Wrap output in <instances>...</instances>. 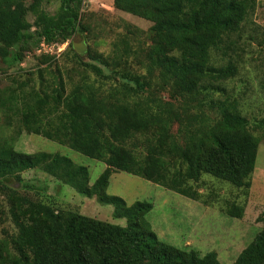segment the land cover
Listing matches in <instances>:
<instances>
[{
	"label": "trees",
	"instance_id": "obj_1",
	"mask_svg": "<svg viewBox=\"0 0 264 264\" xmlns=\"http://www.w3.org/2000/svg\"><path fill=\"white\" fill-rule=\"evenodd\" d=\"M44 1L49 0H0V70L21 64L42 44L69 41L73 57H83L75 52L73 38L82 30L85 0H61L55 14L42 8ZM114 6L153 23L145 58L150 73L159 71L170 99L154 98L151 82L129 69L122 76L116 68L114 75H105L99 63L111 66V61L90 51L96 64L76 60L92 67L100 77L95 82L86 79L69 87L50 53L39 58L53 63L36 71L39 85L13 77L12 85L0 91L5 120L0 124V194L8 199L17 230L0 237V264H224L216 252L200 255L161 240L147 219L151 203L128 206L107 189L112 174L123 171L194 200L201 197L204 175L249 192L264 119L251 126L239 99L223 86L237 76L238 65H215L211 54L241 30L257 0H114ZM101 78L118 83L106 88ZM177 123V133L172 132ZM23 131L103 161L107 168L91 184L89 168L66 155L17 149ZM33 169L112 204L114 216L127 224L61 209L50 197H39L47 186L23 177ZM244 212V204L234 203L226 214L242 218ZM259 220L264 223V211ZM233 264H264V225Z\"/></svg>",
	"mask_w": 264,
	"mask_h": 264
},
{
	"label": "rangeland",
	"instance_id": "obj_2",
	"mask_svg": "<svg viewBox=\"0 0 264 264\" xmlns=\"http://www.w3.org/2000/svg\"><path fill=\"white\" fill-rule=\"evenodd\" d=\"M31 2L32 0H27L28 4ZM60 5L61 0H49L44 1L42 8L50 14H55ZM81 14L82 30L74 36L73 43L79 44L84 39L87 51L80 54L75 50L80 56L83 55L76 59H82V62L87 64H96L97 61L90 59L88 52L101 53L103 58H107L112 64L106 66L99 63L105 75H114L111 71L116 68V74L122 76L125 69H129L135 74L145 76L146 81L151 82L148 91L154 98L170 99L168 86H164L159 71L150 73L148 60L145 58L144 52L149 47L150 29L153 25L151 21L116 9L114 0H85ZM28 18L34 21L35 16L30 13ZM69 43L44 44L35 53H29L21 64L0 70V91L12 85L13 77L32 78L33 85H39V74L36 71L53 64L42 63L39 59L47 53L55 55V62L62 67L69 87L81 80L89 79L95 82L100 79L92 67L77 63L68 48ZM211 61L218 66L230 61L238 65L237 76L225 81L223 86L229 94L239 99L243 113L248 116L251 126L254 127L264 119V0H257L255 12L243 23L239 32L228 37L221 49L212 50ZM44 73L48 77L49 73ZM101 79L106 88L118 83L117 80L112 83L110 79ZM143 97H147L146 93ZM177 105L179 110H184L180 108L185 106L181 101H178ZM4 121L0 112V124ZM178 127L179 124H175L172 132L177 133ZM6 133L12 134L13 130L9 129ZM258 134H261L262 140L256 169L252 175V186L248 193L229 182L204 175L198 185L201 197L194 200L123 171H115L112 174L107 193L122 197L128 206L136 201L151 203L153 208L147 219L161 240L179 248L193 249L200 255L216 252L222 263L233 264L264 225L263 221L259 220L264 211V133L259 131ZM15 144L17 149L28 153L59 152L70 157L76 163L89 168L91 184L107 168L103 161L92 159L66 145L41 135L28 134L26 131L22 132ZM23 177L25 180L47 186L46 193L39 197H50L58 208H74L104 221L127 224L125 218L114 216L112 204L101 203L96 197H87L41 169L26 171ZM234 203L245 205L242 218L226 214L227 209ZM16 230L8 199L0 194V237H5L6 232L13 234Z\"/></svg>",
	"mask_w": 264,
	"mask_h": 264
},
{
	"label": "water",
	"instance_id": "obj_3",
	"mask_svg": "<svg viewBox=\"0 0 264 264\" xmlns=\"http://www.w3.org/2000/svg\"><path fill=\"white\" fill-rule=\"evenodd\" d=\"M74 48L76 50V52L80 53V54H84L87 51V45L85 40L83 39L79 44L74 43Z\"/></svg>",
	"mask_w": 264,
	"mask_h": 264
},
{
	"label": "built area",
	"instance_id": "obj_4",
	"mask_svg": "<svg viewBox=\"0 0 264 264\" xmlns=\"http://www.w3.org/2000/svg\"><path fill=\"white\" fill-rule=\"evenodd\" d=\"M44 46V44H42Z\"/></svg>",
	"mask_w": 264,
	"mask_h": 264
}]
</instances>
